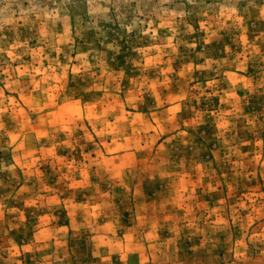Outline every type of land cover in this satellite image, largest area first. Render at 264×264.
<instances>
[{"label": "rangeland", "instance_id": "rangeland-1", "mask_svg": "<svg viewBox=\"0 0 264 264\" xmlns=\"http://www.w3.org/2000/svg\"><path fill=\"white\" fill-rule=\"evenodd\" d=\"M0 264H264V0H0Z\"/></svg>", "mask_w": 264, "mask_h": 264}]
</instances>
